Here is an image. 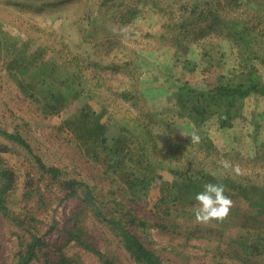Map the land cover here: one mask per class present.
<instances>
[{
	"label": "trees",
	"instance_id": "1",
	"mask_svg": "<svg viewBox=\"0 0 264 264\" xmlns=\"http://www.w3.org/2000/svg\"><path fill=\"white\" fill-rule=\"evenodd\" d=\"M99 1L100 5L102 1L105 3L104 0ZM201 5L203 15L198 20L208 21L209 25L206 29L203 27V40L197 32L192 36L193 43L203 49V58H212L216 52L225 56L222 49L219 51L220 46L214 45L218 42L216 39L205 38V30L209 29L211 34L233 42L237 47V55L246 64H243L244 70L241 64L240 72L232 71L230 77L222 74L215 84L209 83L203 90L189 81L178 86L175 95L180 116L192 120L195 126L192 133L201 137L198 144L191 143L192 133L178 131L175 123L154 111H148L143 117L136 112V115H132V111H129L128 116L125 114L121 118L114 117L111 112L110 126L102 123V119L109 113V105L108 108L98 110L97 104H105L95 97L98 89L106 85V75H102L105 69L124 70L133 81L124 89L109 87L110 96L106 101L120 104L124 109L128 106L129 110L138 104L137 99L141 93L134 61L123 64L113 61L105 66L99 61L94 63L91 53L86 52L89 51L87 48L85 54L73 48L76 54L71 52L73 55H62L48 44L41 45L29 57L22 50L13 57L14 62L23 59L21 64L18 62L14 65V70H18L19 90L38 102L46 114H59L71 105L82 101L85 103L75 106V112L60 127L66 128L70 135L81 141L83 151L75 162L77 167L74 170L68 166L46 164L35 152L20 125L14 131L0 128V137L21 148L34 164V171L27 173L29 177L25 184V215H14L8 206V196L16 186L17 174L5 157L11 149L8 145H0V218L11 220L25 232L18 236L20 248L12 264H33L39 260H43V264H85L77 255L68 253L67 249L72 245L94 254L100 264H119L116 258L99 248L95 229L88 228L82 219L84 216L86 220L89 215L117 239L135 264H177L165 257L168 248L156 247L150 239L148 231L152 220L142 215L140 210L148 209L151 215L157 217L151 227L167 231L171 220L174 226L177 225L174 220H177L180 212H194L198 206L195 196L209 182L223 183L225 194L230 199L240 197L242 204L249 209L248 215L264 213L263 118L252 115L253 137L246 142L255 146L251 157L236 148L235 144L241 142L236 141L235 136L233 148L231 146L230 150L223 153L208 134L201 130L206 122L213 119L219 129L232 130L236 120H247L244 111L248 99L264 97V81L252 64L255 62L253 60L264 63V50L260 57L251 48L253 35L258 37L257 40L264 41V0H227V3L220 0H197L193 6L188 8L185 5L184 8L196 15ZM233 10L236 14L231 13ZM95 13H89L83 19L85 39L104 31L102 17ZM192 22L184 17L182 23L186 37H189V30L185 26L192 25ZM65 31L59 30L61 34ZM177 44L186 49L183 41H177ZM79 55L83 56L84 62L78 59ZM185 65L187 71L192 72L196 68V64L191 61L185 62ZM90 68L97 72L92 70V79L85 73ZM243 146L247 151L250 148V145L243 143L242 150ZM101 152L105 153L104 163H100L102 166L97 163L101 161ZM220 160H226L232 166L242 165L241 174L236 175L231 168L223 169ZM257 165L258 168L261 166L262 172L251 170ZM247 168L250 170H245ZM156 186L160 196L152 207L154 209L150 210V193ZM55 194H59L61 203L74 200L79 207L61 228L54 219L47 232L41 234L37 216L53 207L55 200L52 196ZM231 213L232 207L229 215ZM194 219L192 213L190 220ZM179 226L189 228L184 223H179ZM193 229L191 231L195 233L198 230L202 232L203 224H196ZM56 231L59 232L61 242L52 244L50 236ZM191 231L185 234L189 235ZM223 243L227 245L228 252L232 251V259L242 264H257L259 261L264 264V232L244 234L243 231L241 235ZM219 248L221 251L222 246Z\"/></svg>",
	"mask_w": 264,
	"mask_h": 264
},
{
	"label": "rangeland",
	"instance_id": "2",
	"mask_svg": "<svg viewBox=\"0 0 264 264\" xmlns=\"http://www.w3.org/2000/svg\"><path fill=\"white\" fill-rule=\"evenodd\" d=\"M196 1L104 0L105 3L102 1L103 5H100L99 0H0V128L14 131L15 127L20 125L35 148V152L46 164L76 169L75 162L80 158L81 150L83 151L81 141L70 135L66 128L61 129L60 127L64 120L75 112V106H80L85 101L71 105L59 114H46L38 102L31 100L18 88V70H14V65L16 66L18 62L21 64L20 61L23 59L14 62L13 57L21 50L26 53V57H29L41 45L48 44L55 51L59 50L62 55L66 53L73 55L71 52L76 54L73 48L83 51L82 54L89 52L92 60H95L94 63L99 61L105 66L113 61L121 64L135 62L141 94L137 99L138 104L130 110L127 104L125 106L128 110L120 104L106 101L108 91H110L109 87L124 89L132 84L130 75L124 70L105 69L103 71L102 75H106L104 77L106 85L98 89L95 99L105 104L104 106L97 104L98 110L108 108L109 105V113L102 119V123L106 126H110L111 112L114 117L121 118L125 114L128 116L129 111H132V115H136V112L142 117L146 116L148 111H154L164 115L169 122L175 123L178 131L192 133L195 130L192 120L180 116V108L175 95L178 86L189 81L199 90H203L207 84H215L222 74L230 77L232 71L244 70L243 66L246 64L237 55V47L233 42L217 37L214 33L211 34L209 29L205 30V38L207 40L216 39L218 42L214 45L220 46L218 49L219 51L222 49L225 56L221 55V52H216L212 58H203V49L193 43L194 36H192L194 32H197L203 40L201 32L203 34V27L206 29L209 25L208 21L198 20V17L203 15V5L199 7L196 15H193L190 9L184 8L185 5L188 8L193 6ZM220 1L227 3V0ZM92 12L102 17L104 31L85 39L82 22L86 15ZM231 13L236 14L234 10ZM55 17L59 18L54 20ZM184 17L189 18L190 22L193 21L192 25L185 26L189 30V37H186L182 23ZM186 23L189 22L186 21ZM113 28L117 30L126 28L127 34H121L119 31L113 32ZM61 29L66 31L61 34L59 32ZM253 37L252 52L261 57L264 41L257 40L258 37L255 35ZM177 41H183L186 49L177 44ZM25 44L29 46H24ZM86 48L89 51L84 52ZM78 57L84 62L83 56ZM188 61L196 64L192 72L186 70L185 62ZM253 61V66L257 68L259 76L264 81V63ZM92 70L90 68L85 72L86 76L91 79L93 78ZM244 112L247 120H236L230 131L219 129L215 119L206 122L201 128L214 141L220 152L225 153L226 150H230L231 146L233 148L235 136L236 141L240 140L241 144L250 145L248 151L243 146V151L241 144L237 142L236 148L246 156H253L255 146L246 142L253 137L252 115L256 114L257 118H263L264 124V97L249 98ZM1 144L8 145L11 149L5 157L17 174L16 186L8 196V206L12 214L24 216L25 184L29 177L27 173L34 171L33 160L24 154L21 148L2 137H0ZM104 156L105 153L101 152V161L97 163H104ZM238 166L242 167V165ZM261 169V166L258 168L257 165L251 170L262 172ZM164 176L168 177V174L164 173ZM55 196H52L55 200L53 207L48 212L37 216L39 220L37 226L41 234L47 232L54 219L61 228L68 218L74 216L79 207L74 200L61 203L59 194ZM159 196V189L156 186L150 193V210L154 209L152 207ZM231 200L233 202L232 213L222 221L198 223L196 219L190 220L194 212L182 211L178 214L177 220H174L177 225L174 226L171 220L167 231L150 226L157 221V217L151 215L148 209L140 211L142 215L152 220L148 231L150 239L156 247L168 248L165 257L171 261L177 264H242L232 259V251L228 252V247L223 242L236 238L243 231L244 234L264 232V213L255 211L256 215L250 216L248 207L242 204L240 197ZM82 219L88 228L95 229V239L102 252L109 253L118 260L119 264H135L117 239L100 226V223L94 221L92 215L87 216L86 220L84 216ZM179 223H184L189 228L177 227ZM196 224H203L202 232L201 230L196 233L191 231ZM190 231L189 235L185 234ZM220 232L225 234L220 235ZM22 234L25 232L21 227L11 220L0 218V264L13 263L14 255L20 248L18 236ZM50 238H52L50 239L52 244L61 242L57 231ZM219 246H222V252ZM67 251L70 255L80 257L85 264H100L94 254L76 245L70 246ZM260 263L263 262L259 261L257 264ZM33 264H43V260Z\"/></svg>",
	"mask_w": 264,
	"mask_h": 264
},
{
	"label": "clouds",
	"instance_id": "3",
	"mask_svg": "<svg viewBox=\"0 0 264 264\" xmlns=\"http://www.w3.org/2000/svg\"><path fill=\"white\" fill-rule=\"evenodd\" d=\"M126 35L127 29L120 28L119 30L113 28V32H117ZM183 134V133H182ZM184 135V134H183ZM191 143L198 144L201 141L199 134L193 132L191 135ZM220 166L223 169H230L236 174H241V169L238 165L232 166L226 160L219 161ZM203 191L199 192L195 196L197 201V207L194 208V216L198 223H209L213 220L222 221L227 218L232 207V200L228 197L226 187L223 183H205L203 185Z\"/></svg>",
	"mask_w": 264,
	"mask_h": 264
}]
</instances>
